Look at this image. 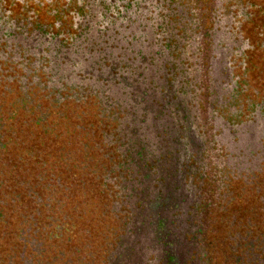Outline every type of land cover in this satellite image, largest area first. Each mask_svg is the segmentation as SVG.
<instances>
[{"label":"trees","instance_id":"1","mask_svg":"<svg viewBox=\"0 0 264 264\" xmlns=\"http://www.w3.org/2000/svg\"><path fill=\"white\" fill-rule=\"evenodd\" d=\"M37 20L31 10L0 13V223L13 222L22 246L32 242L26 238L32 230H45L51 243L79 235L77 220L63 217L65 207L62 213L56 204L48 207L51 192L35 188L44 174L19 175L21 163H36L42 146L27 136L26 148H18L14 130L5 126L20 121L31 134L60 145L68 137L58 125L69 114L59 110L81 104L92 109L81 112V127L98 141L94 148L83 146L87 151L72 159V169L88 171L85 162L97 161L96 180L88 183L94 184L93 201L101 200L111 220L106 264H264V150L248 141L229 149L223 144L224 121L233 119L229 110H191L193 95L203 90L202 67L192 78L177 50L148 67L130 52L116 64L70 32L59 30L53 43H45V35L35 32L46 25ZM236 123L229 122L234 128ZM74 128L80 126L73 124L68 135ZM74 139L69 146L85 145ZM10 150L16 159L7 163ZM71 154L61 151L51 161L68 170ZM244 190L254 205L235 225L232 195L241 201ZM70 201L76 200L58 203ZM228 212L231 223H225Z\"/></svg>","mask_w":264,"mask_h":264},{"label":"flooded vegetation","instance_id":"2","mask_svg":"<svg viewBox=\"0 0 264 264\" xmlns=\"http://www.w3.org/2000/svg\"><path fill=\"white\" fill-rule=\"evenodd\" d=\"M2 2V16L23 9L59 18L35 32L45 35V43H53L59 30L70 32L83 39L84 48L104 51L116 64L130 52L148 67L177 50L175 57L184 56L192 78L203 69V90L193 95L191 110H229L233 119L224 121L223 144L229 149L248 141L264 150V0Z\"/></svg>","mask_w":264,"mask_h":264},{"label":"rangeland","instance_id":"3","mask_svg":"<svg viewBox=\"0 0 264 264\" xmlns=\"http://www.w3.org/2000/svg\"><path fill=\"white\" fill-rule=\"evenodd\" d=\"M17 10V9H15ZM37 16V15H35ZM38 18L42 20H37L41 25H46V23L53 24L57 19L49 18L47 14H38ZM61 26V25H60ZM78 109L74 110L69 108V110H59L62 113L69 114V118L66 123L65 120L60 122L58 125V129H60L62 134H67L68 140L65 143H61L58 145L57 142H50L49 140L42 138L38 133L31 134L30 129L28 132V126L22 124L20 121L16 122L15 125L6 124V128H12L14 130V134L17 138L18 148L25 149L26 141L30 140L27 136L31 137L35 144L37 142L42 147L39 148L38 160L36 163L34 162L31 165H26L21 163V170L19 175H28L31 172H42L43 177L38 176L35 180L36 187L41 191L51 192L53 199L48 204V207L52 205H57V207L61 210L65 207L66 213L63 217L67 218L71 216L75 218L78 222V230L79 235L75 237V239L71 240L66 237L63 242H52L47 238V232L38 231L37 234H32L33 230L26 237L28 241L30 239L32 242L26 246L21 245V241L16 239L14 235V228H11V223H13L10 219L6 220V223H0V264H106L107 261V250H108V242L110 241V234L105 233V229L108 228L107 225L111 222L110 219H107V211L102 205L101 200L99 202H94L95 194L92 195V192H95V189L92 184H89L88 181H95L96 178L93 176L95 174V165L97 163L96 160H92L91 162L86 161L85 164L90 165L91 169L88 171H76L72 169L73 158L76 161L83 157V154L86 153L87 149L83 146L94 148V144L97 143L96 134L91 135L88 131H84L80 124L81 112L85 113V110H92L91 108H83L81 104L76 105ZM75 124V126H80V128L70 129L72 134L68 135V129ZM87 129V128H86ZM28 132V133H27ZM86 133V139H84ZM79 138V140L85 145H77V146H69L68 143L75 142L74 138ZM84 139V140H83ZM58 145V146H57ZM27 146H32V144H28ZM34 146V145H33ZM91 150V149H89ZM61 151L72 152L70 156H68L69 161V169L64 170V167L58 168L53 164L52 156L57 155ZM44 156V157H41ZM43 158V159H42ZM44 158H47L46 161L48 166H43ZM5 161L9 163V161L15 160V151L10 150L7 152V156L4 157ZM99 161H101L100 155L98 156ZM6 164V163H5ZM76 172L78 177L75 179L72 178V173ZM58 176H66L64 181L58 180ZM34 178V176H32ZM237 188L241 189L239 185ZM51 189V190H50ZM37 190V189H36ZM76 196V197H74ZM261 195L259 194V197ZM66 199V198H74L76 201L66 202L62 205L58 203V200ZM233 207L236 208V211L239 212L236 214L235 225L239 222L241 217V224L243 211L249 204L254 205V201L247 203V200L251 198V195L244 190L241 201H237L238 196L232 195ZM232 204L229 208L232 207ZM1 208L5 207L0 205ZM31 205H24L22 208H30ZM232 209V208H231ZM229 209V210H231ZM52 211L53 209H48ZM12 216H18L19 212ZM31 213L27 215H34L35 211H30ZM88 212V213H87ZM235 214V213H233ZM240 214V216H239ZM222 215V213L220 214ZM219 215V216H220ZM25 216V215H24ZM229 217H233L231 212H228L225 223H231V219ZM35 219H33L34 221ZM107 221V224H106ZM31 220H26V223H31ZM37 224H44L46 228V222L37 221ZM240 224V223H239ZM44 233V234H43ZM109 254V253H108Z\"/></svg>","mask_w":264,"mask_h":264}]
</instances>
